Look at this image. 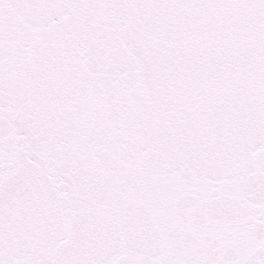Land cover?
Returning <instances> with one entry per match:
<instances>
[{"label": "snow or ice", "instance_id": "snow-or-ice-1", "mask_svg": "<svg viewBox=\"0 0 264 264\" xmlns=\"http://www.w3.org/2000/svg\"><path fill=\"white\" fill-rule=\"evenodd\" d=\"M0 264H264V0H0Z\"/></svg>", "mask_w": 264, "mask_h": 264}]
</instances>
